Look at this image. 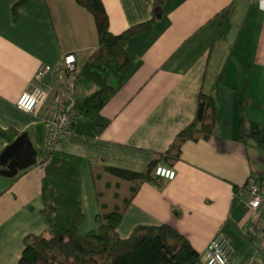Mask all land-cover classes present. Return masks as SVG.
Instances as JSON below:
<instances>
[{"label": "crops", "instance_id": "0c3cea01", "mask_svg": "<svg viewBox=\"0 0 264 264\" xmlns=\"http://www.w3.org/2000/svg\"><path fill=\"white\" fill-rule=\"evenodd\" d=\"M103 1L115 32L156 15L158 1L163 14L129 39L138 60L102 106L110 124L98 132L96 121L78 118L50 157L44 108L72 91L75 74L65 69V55L74 52L79 69L98 49L95 17L78 0H27L16 20L17 0H0V126L27 130L37 151L36 163L0 173V264H18L26 235L48 229L46 186L60 187L63 174L78 189L82 230H97L95 165L146 169L193 119L202 89L218 97L221 121L210 137L184 142L174 178L142 183L118 229L129 236L139 224L167 222L203 253L224 231L234 245L228 264H264V211L248 204L244 188L249 178L264 184V6L259 0ZM228 5L233 24L214 41ZM39 86L49 87L43 105L20 108V95ZM94 89L82 83L75 93ZM9 143L0 133V154ZM226 180L233 189L223 186ZM52 198L69 212L79 204L56 187Z\"/></svg>", "mask_w": 264, "mask_h": 264}, {"label": "trees", "instance_id": "16d2710c", "mask_svg": "<svg viewBox=\"0 0 264 264\" xmlns=\"http://www.w3.org/2000/svg\"><path fill=\"white\" fill-rule=\"evenodd\" d=\"M26 1L17 0L15 3L16 20L20 16L19 5ZM78 1L94 14L99 47L79 69L71 71L75 74V86L82 83L95 86L92 92L83 96L76 95L74 91V121L78 118L96 121L97 131L102 132L111 122L110 117L102 114V106L113 95L116 84L124 82L130 76L138 60V54L129 45V39L148 30L156 15L115 32L111 29L110 15L103 0ZM231 12L232 7L228 5L214 41L228 36L233 24ZM224 77L223 71L216 83L220 84ZM220 121L218 97L202 89L193 119L178 132L166 152L153 159L146 169L130 170L116 165L96 164L94 184L99 200L97 230L83 231L81 228L86 213L80 204L77 187L69 184L73 177L70 178L69 173L66 177L63 175L60 187L55 182L52 186L49 181L46 196L50 200L44 211L50 226L45 231L26 235L25 247L18 264H205L206 251H200L186 234L170 223L139 224L129 236L121 235L118 228L124 212L142 183L164 178L156 172L157 164L164 162L173 165L181 156L186 140L210 137ZM22 132L15 126H0V133L9 142ZM49 153L51 157L53 147L49 146ZM251 180L249 178L247 183ZM255 181L261 183L259 179ZM54 187L79 203L74 212L63 209L55 202L52 198ZM2 193L3 190L0 189V195Z\"/></svg>", "mask_w": 264, "mask_h": 264}, {"label": "built area", "instance_id": "2783aa9c", "mask_svg": "<svg viewBox=\"0 0 264 264\" xmlns=\"http://www.w3.org/2000/svg\"><path fill=\"white\" fill-rule=\"evenodd\" d=\"M261 6H264V0H259ZM77 57L74 52L65 55V68L73 71L77 68ZM42 67L41 72H44ZM72 91L57 98L55 104L48 105L44 108V120L47 124V143L53 147L59 140L71 135L74 124V114L76 101L73 96L75 91V83L71 82ZM49 93L48 86H39L34 89L24 91L17 100V105L27 111H35L39 109L47 98ZM156 172L166 178H174L177 169L173 165L164 162L157 164ZM223 186L227 189H233L234 184L226 180ZM247 191V201L252 207H262L264 211V184L252 180L245 184ZM234 245L231 239L224 231H218L208 242L206 248L205 264H228Z\"/></svg>", "mask_w": 264, "mask_h": 264}, {"label": "water", "instance_id": "95a60500", "mask_svg": "<svg viewBox=\"0 0 264 264\" xmlns=\"http://www.w3.org/2000/svg\"><path fill=\"white\" fill-rule=\"evenodd\" d=\"M163 9L158 1L156 15L161 16ZM11 157H14L11 160ZM37 162V151L33 146L29 132L23 131L12 142H10L0 154V173L14 175L18 170ZM9 164V168L3 165Z\"/></svg>", "mask_w": 264, "mask_h": 264}, {"label": "rangeland", "instance_id": "374dc122", "mask_svg": "<svg viewBox=\"0 0 264 264\" xmlns=\"http://www.w3.org/2000/svg\"><path fill=\"white\" fill-rule=\"evenodd\" d=\"M65 176V174H63Z\"/></svg>", "mask_w": 264, "mask_h": 264}]
</instances>
